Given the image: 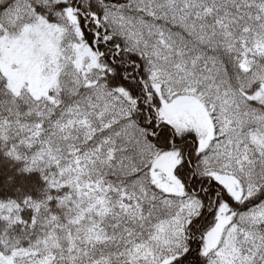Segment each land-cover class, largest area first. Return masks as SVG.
Masks as SVG:
<instances>
[{
  "label": "snow or ice",
  "instance_id": "6c2138e0",
  "mask_svg": "<svg viewBox=\"0 0 264 264\" xmlns=\"http://www.w3.org/2000/svg\"><path fill=\"white\" fill-rule=\"evenodd\" d=\"M0 264H264V0H0Z\"/></svg>",
  "mask_w": 264,
  "mask_h": 264
}]
</instances>
